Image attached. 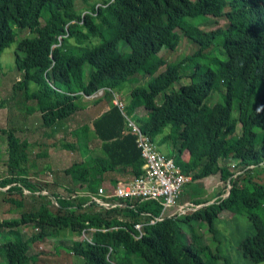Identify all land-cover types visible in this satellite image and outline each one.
I'll use <instances>...</instances> for the list:
<instances>
[{
    "label": "trees",
    "instance_id": "obj_1",
    "mask_svg": "<svg viewBox=\"0 0 264 264\" xmlns=\"http://www.w3.org/2000/svg\"><path fill=\"white\" fill-rule=\"evenodd\" d=\"M78 2L90 10L78 12ZM198 17L224 27L207 31L190 21ZM108 29L113 31L110 39L103 32ZM21 32L35 36L18 44L16 66L23 78L14 85L11 99L25 92L32 102L28 113H40L45 131L71 123L82 109L78 101L104 90L94 103L109 110L78 132L84 161L65 170L74 187L97 193L108 172L129 170L133 178L144 174L142 152L128 121L137 118L136 126L155 143L161 137L160 143L171 144L170 157L193 181L219 174L230 188L211 205L146 227V234L137 238L135 225L159 217V203L78 213L76 208L82 207L76 201L49 191L59 200L55 206L51 197L43 196L47 184L12 175L0 187L21 196L13 200L15 205L24 207V189L35 201L43 200L36 212L24 211L21 218L0 223L3 264H28L31 243L65 231L81 237L68 250L84 264H207L191 247L184 227L188 224L194 233V222H204L213 232L224 211L248 219V252L255 264H264V183L255 179L264 175V0H0V56ZM91 36L102 42L84 47ZM183 37L197 51L168 64L163 51H176ZM140 76L148 78L147 85L138 84ZM184 79L190 84L172 89ZM215 82L221 84L226 103L211 107L206 101ZM31 84L37 86L32 94ZM127 86L129 103L120 108L111 95ZM90 130L101 143L102 157L92 156L88 148ZM28 148L27 140L19 144L24 163ZM231 154L240 160L236 172L222 164ZM29 225L38 232L25 239L21 228ZM90 228L98 230L93 242L82 234Z\"/></svg>",
    "mask_w": 264,
    "mask_h": 264
},
{
    "label": "rangeland",
    "instance_id": "obj_2",
    "mask_svg": "<svg viewBox=\"0 0 264 264\" xmlns=\"http://www.w3.org/2000/svg\"><path fill=\"white\" fill-rule=\"evenodd\" d=\"M76 9L82 13L90 10L80 2L77 3ZM190 21L207 31L224 27L223 23L217 24L207 17H198L190 19ZM85 32L87 33L86 30ZM103 32L106 38H112V29ZM34 36L30 32H21L17 36L16 42L0 56V183L15 175L27 177L33 184H47L48 191L55 193H60L62 190L70 192L74 188L75 190H84L79 186L74 187L70 177L65 174V170L75 162L84 161L85 155L82 153L84 150L78 149L79 146L83 145V137L77 134L82 128L91 127V122L103 111L101 106L98 108L95 106L94 100L102 97L104 92H99L90 98H81L78 104L82 105L85 100L84 105L86 104L89 110L80 111L71 123L64 124L57 130L45 131L42 127L43 122L40 113H28L31 110L29 106L32 105V102H28L25 92H22L23 95L19 94L11 99L14 94V85L23 78V72L19 71L16 66L18 44L24 38H33ZM101 42L100 37L91 36L83 46L93 47ZM196 51L197 47L193 42L183 37L176 51L165 50L162 55L166 57L167 63L171 64L180 62L187 56H192ZM215 53L219 55L217 50ZM195 65L193 64L194 67ZM139 78V85H147L148 78H141V76ZM182 84L188 85L190 80L184 79L180 84H175L172 89H178ZM129 88L127 86L121 90H113V95H111L113 101L117 97L122 105L127 106L129 103ZM36 91L37 86L31 84L29 93L32 94ZM161 102L162 97L158 98V103L161 104ZM206 103L211 107L226 103L220 83H214V88ZM139 113L143 115L144 111L141 109ZM237 115V104L234 101L233 116L237 117ZM138 117L143 116L138 115ZM136 120L137 118H134L135 123ZM80 123L86 124V126L79 129H72V126H69L72 124L80 127ZM71 129L72 131H70ZM5 131L7 134H5ZM91 132L93 131L90 130L88 133V148L92 156L95 157L100 141L95 137V133L93 132V135ZM238 134H241L240 127L238 128ZM24 140L29 142L28 161L26 163L21 161L19 151V144ZM160 142L161 137L157 138L156 144L162 154L167 155L168 150L171 152V144ZM69 144L75 146L76 149H70ZM239 161L231 154L222 164H226L231 172H236L235 167ZM255 179L264 183V175L260 178L255 176ZM7 189L6 187H0V223L4 220L19 219L24 211L36 212L39 210V203L43 199L39 198V201H35L33 197L26 196L24 207L19 208L13 203V200H21V196L11 195ZM226 189H229V183L222 181L219 174L205 180L193 181L185 188L179 204L195 200L214 203L219 199L220 193ZM45 195L43 194V196ZM85 211L89 212L88 209H85ZM169 213L170 211L167 212V214ZM194 226L196 227L194 233L191 232L188 224H185L184 229L188 233L191 247L202 256L207 264H255L246 246L245 237L251 231V223L245 216H236L230 211H224L219 219L215 221L213 232L208 230V226L204 222H198L197 224L194 222ZM21 230L25 239L31 238L38 232L32 225L22 227ZM78 238L81 237L72 235L70 231H65L58 238L31 243L30 255L33 256V259L28 264H84L81 258L73 255L68 250L71 243ZM89 238L93 239L92 236L88 235ZM3 240L0 235V244ZM0 264H3L1 257Z\"/></svg>",
    "mask_w": 264,
    "mask_h": 264
},
{
    "label": "built area",
    "instance_id": "obj_3",
    "mask_svg": "<svg viewBox=\"0 0 264 264\" xmlns=\"http://www.w3.org/2000/svg\"><path fill=\"white\" fill-rule=\"evenodd\" d=\"M101 92H104V90H101ZM114 104L124 108V105L117 100V97L114 100ZM128 121L133 134L137 136V145L142 152L144 174L134 177L130 181L117 183L112 193H108L105 188L101 187L97 193L87 189L72 192L62 190L59 196L62 199L76 201L82 207L80 209L76 208V211L88 214L110 212L119 208L129 209L133 208L137 203H159L162 207V213L159 217H151L148 222L135 225V229L140 234L137 238H141L146 234V227H151L167 218L185 217L207 207L209 204L197 202L179 204L185 188L193 182L192 177L184 174L181 167L177 165L172 157L162 154L150 136L144 134L130 119ZM7 188L9 189V187ZM42 193L51 197L53 205L59 206L58 198L53 197L49 191L44 190ZM24 194L29 197L33 195L28 189H24ZM85 209H88L89 212H86ZM168 211H170L169 214H167ZM97 231V229L90 228L84 230L82 234L88 241L93 242L92 238L88 239V235L92 236ZM110 250L112 252V249Z\"/></svg>",
    "mask_w": 264,
    "mask_h": 264
},
{
    "label": "crops",
    "instance_id": "obj_4",
    "mask_svg": "<svg viewBox=\"0 0 264 264\" xmlns=\"http://www.w3.org/2000/svg\"><path fill=\"white\" fill-rule=\"evenodd\" d=\"M85 98H90V97H84L83 99H85ZM84 103H85V100H84ZM84 103L82 104V110L81 111L89 110V108L86 107V104L84 105ZM95 106H97V108L100 107V105H96V104H95ZM107 110H109V106L108 105L105 108H103V111L101 113H103V112H105ZM69 126H72V129H79L81 127H85L86 124H81L80 123V127L79 126L72 125V124L69 125ZM72 129L70 131H72ZM91 133L93 134V132H91ZM95 137H97V136H95ZM100 147H101V143L99 142V149L96 150L97 153H96V156L95 157H102V156H104L103 153H102V151L99 152V150H101ZM157 147H158V145H157ZM167 150H168V146H167ZM167 153L168 154L166 156L170 157V151L169 150H168ZM185 158L186 159L188 158V155L187 154L185 155ZM132 179H133V177L130 174V171L129 170H123V171L121 170V171H117V172H108V173L105 174L104 181H103L101 187L105 188L108 193H112L117 183L122 182V181H130ZM180 200H181V198H180ZM191 202L207 203V202H201V201H197V200L191 201Z\"/></svg>",
    "mask_w": 264,
    "mask_h": 264
},
{
    "label": "clouds",
    "instance_id": "obj_5",
    "mask_svg": "<svg viewBox=\"0 0 264 264\" xmlns=\"http://www.w3.org/2000/svg\"><path fill=\"white\" fill-rule=\"evenodd\" d=\"M92 97H93V96H92ZM113 102H114V101H113ZM206 204H209V205H211L212 203H206ZM209 205H208V206H209Z\"/></svg>",
    "mask_w": 264,
    "mask_h": 264
}]
</instances>
